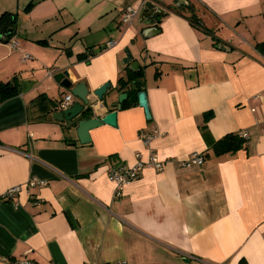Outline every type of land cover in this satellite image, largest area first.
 <instances>
[{
  "label": "crops",
  "instance_id": "0c3cea01",
  "mask_svg": "<svg viewBox=\"0 0 264 264\" xmlns=\"http://www.w3.org/2000/svg\"><path fill=\"white\" fill-rule=\"evenodd\" d=\"M196 1L205 29L169 11L144 37L145 4L175 0H18L17 13L2 0L17 14L19 47L0 41V82L20 93L0 104V198L22 190L18 206L0 201V264H264V0ZM129 8L139 15L124 25ZM128 65L144 67L151 120L134 89L118 90ZM62 71L92 91L110 83L109 103L128 94L117 126L93 129L89 144L53 114L28 113L40 95L60 103L71 93L54 79ZM154 129L164 170H144L116 198L109 168L147 154L141 134ZM243 131L244 148L215 155L218 141ZM193 153L204 164L183 167ZM32 179L47 185L29 188Z\"/></svg>",
  "mask_w": 264,
  "mask_h": 264
},
{
  "label": "water",
  "instance_id": "95a60500",
  "mask_svg": "<svg viewBox=\"0 0 264 264\" xmlns=\"http://www.w3.org/2000/svg\"><path fill=\"white\" fill-rule=\"evenodd\" d=\"M188 5L189 0H175L173 8H183ZM168 14V9L151 2L146 3L141 12V22L150 26V28L143 32V36H149L146 34L148 31L151 32L150 34H158L160 30L156 27L157 22ZM126 54L127 57L124 59V64L127 65L134 60V57L129 49L126 50ZM54 79L63 87L69 89L77 102L73 103L65 110L54 113L53 118L56 121L68 124L71 128H76L81 144H89L92 142L90 132L93 129L99 128L105 124L113 127L117 126L118 111L114 109L118 108L120 110L122 108V105L128 99L127 93L120 94L118 102L109 103L106 96L112 89L110 83H106L92 91L84 82L74 85L68 71L56 73ZM134 86L137 89H141L138 93V105L144 109L147 120H151L152 117L147 92L143 90L145 86L144 82L137 81L134 83ZM97 103H101V107H107L112 109V111L108 112L103 117L97 116L96 113L93 112V109H91L94 108Z\"/></svg>",
  "mask_w": 264,
  "mask_h": 264
},
{
  "label": "trees",
  "instance_id": "16d2710c",
  "mask_svg": "<svg viewBox=\"0 0 264 264\" xmlns=\"http://www.w3.org/2000/svg\"><path fill=\"white\" fill-rule=\"evenodd\" d=\"M35 4L32 2L26 8V13L30 12ZM171 12H175L179 15H186L190 18L191 22L195 24V26L199 28L205 29V26L201 22V19L196 17V5L189 1L188 6H184L183 8H167ZM193 13L192 17L187 14ZM161 19L157 22L160 24ZM18 17L17 14H13L10 12H5L0 16V41L3 42H10L14 39L18 33ZM39 43L45 44V41H41ZM257 49L264 55V42L257 45ZM130 66H126L123 70V74L120 76L118 80V90L119 91H129L130 89H134V92L138 93L141 89H137L134 86V83L137 81H145V71L144 67L140 68L139 71H133L129 68ZM156 77H159V73L156 74ZM20 93L19 86L15 83L14 80L9 81L7 83L0 82V104L4 101L11 99ZM62 102V101H61ZM60 103L51 100L47 95H40L28 104V113L30 114L34 110L41 111L44 116H42L39 120L46 121L51 120L52 114L60 109ZM130 105L129 101H126L122 105V109L128 108ZM246 146V141L242 139L239 134H231L223 138L222 140L218 141L214 145V153L216 156H222L226 154H233L239 151L240 149Z\"/></svg>",
  "mask_w": 264,
  "mask_h": 264
},
{
  "label": "built area",
  "instance_id": "2783aa9c",
  "mask_svg": "<svg viewBox=\"0 0 264 264\" xmlns=\"http://www.w3.org/2000/svg\"><path fill=\"white\" fill-rule=\"evenodd\" d=\"M139 15V11L129 8L124 12L122 22L124 25H131L135 18ZM116 42L108 43V47L112 48ZM11 47L16 49L19 47V43L16 39L11 40ZM75 101V98L72 93L65 96L60 104V109L65 110L69 108ZM161 136V133L158 129H154L148 133L141 134V140L148 153L144 154L142 152L136 153V163L134 165H127L125 163L116 164L109 168V177L110 180L115 184V197L121 198L123 189L126 185L131 184L136 181L140 174L146 169H154L157 172H162L166 166V162L160 160L157 153L152 149V142ZM239 136L249 143V133L243 131L239 133ZM205 162V156L200 153H193L189 159L182 161L183 167H192L194 165L201 166ZM47 183L45 181H38L37 179H32L28 183L29 188L44 187ZM22 190L21 186H15L10 188L3 197L0 198V201H15L16 195H18ZM15 205L18 206V202L15 201ZM16 264H38L36 261L30 258H24L18 260ZM105 264H129L128 261L123 260L116 263H105Z\"/></svg>",
  "mask_w": 264,
  "mask_h": 264
},
{
  "label": "rangeland",
  "instance_id": "374dc122",
  "mask_svg": "<svg viewBox=\"0 0 264 264\" xmlns=\"http://www.w3.org/2000/svg\"><path fill=\"white\" fill-rule=\"evenodd\" d=\"M191 1V3H193L194 5H196L197 6V1L196 0H190ZM10 2H12V5H15L16 6V10H15V12L17 13L18 11H19V4H18V0H10ZM0 3H2V0H0ZM5 9H3V8H0V16L3 14V13H5V11H4ZM187 14L189 15V16H191L192 17V15H193V13H189V12H187ZM196 17H198V18H202L201 17V15H200V11H199V8L197 7V10H196ZM27 28V27H26ZM20 30H21V26H20ZM24 31V30H23ZM214 34H216V33H214ZM10 43H11V41H10Z\"/></svg>",
  "mask_w": 264,
  "mask_h": 264
}]
</instances>
